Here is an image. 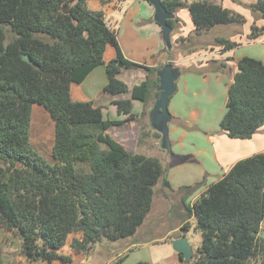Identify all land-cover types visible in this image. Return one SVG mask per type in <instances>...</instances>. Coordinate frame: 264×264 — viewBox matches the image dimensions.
<instances>
[{
    "label": "trees",
    "instance_id": "1",
    "mask_svg": "<svg viewBox=\"0 0 264 264\" xmlns=\"http://www.w3.org/2000/svg\"><path fill=\"white\" fill-rule=\"evenodd\" d=\"M88 1L0 0V225L21 236L30 262L71 260L59 253L71 235H81L70 244L80 254L103 241L133 237L152 210L157 187L172 189L159 158L131 153L107 134L137 119L133 101L147 104L160 97L159 69L127 60L117 31ZM162 2L172 14L188 8L198 36L246 22L209 0ZM245 7L264 20V0ZM177 22L168 21L172 28ZM7 27L14 36L9 42ZM262 31L254 25L251 38ZM216 44L225 52L239 46L222 37ZM108 46L116 49V58L106 64ZM104 64L109 79L104 91L129 95L113 102L125 120L106 119L102 107L72 97V85L82 84ZM140 68L147 78L132 88L119 78L122 69ZM238 69L220 127L232 139L248 140L264 127V62L243 57ZM34 105L44 107L54 121L55 162L32 144ZM203 184L181 190L191 196ZM186 210L197 217L203 234L192 264H264V153L237 162ZM189 227L187 222L182 229ZM124 261L120 257L111 264Z\"/></svg>",
    "mask_w": 264,
    "mask_h": 264
},
{
    "label": "crops",
    "instance_id": "2",
    "mask_svg": "<svg viewBox=\"0 0 264 264\" xmlns=\"http://www.w3.org/2000/svg\"><path fill=\"white\" fill-rule=\"evenodd\" d=\"M105 1L106 2L103 3L102 0H89L88 7L93 11H103L105 13L107 23L118 33L119 42L127 60L147 67L158 68L159 70L168 62H173L174 66L180 68V70H182V66L184 65H197L199 68H204L209 65L212 66V70L215 72L205 76L190 75L187 77H183L182 73L177 81V90L169 100V111L172 114L170 125L176 121L188 120V115L190 114L191 117L195 118V123H198L196 125L200 128V135L195 137L197 143L190 152L181 151V147L185 144L187 135L184 134L181 137V130L178 127H174V129H172L173 131L170 132V137L172 139V154L178 157L185 156V158L192 156L194 162L184 163L167 172V178L172 189L164 188L160 185L158 186L156 192L162 195L161 198L164 199V201L161 202V200L158 199V202H156L157 200L154 199L152 210L137 233L131 238L120 241L125 243L124 248L122 249L121 246L117 244L116 247H119V249H116V251L111 252L109 256L105 257L104 262L92 252V249L97 248V245L85 254L74 252L70 248V244L74 238H80L81 235H71V241L69 242L68 240L67 246L59 251L60 254L71 257V260L66 263L62 260H56L50 264H111L120 257L125 259L124 264H137L138 262L161 264L170 258L177 257L176 255L180 257L179 253L172 245V241L178 239L177 237L175 238L174 235L179 233L187 222L190 223L191 217L187 218L188 212L186 210V205H193L194 201L203 193L201 192L202 189L206 191L207 188H199L198 191L191 196H187L186 193L179 195L178 190L192 186L194 183H200L204 177L208 176L210 178L215 173L218 174L217 176L220 180L237 162L255 154L264 153V127L261 128L252 139H232L220 130V122L223 117L208 121L205 120L203 116L205 111L212 107L216 97L220 93L223 92L224 97L228 99L229 89L234 82V77L239 71L238 61L240 59L243 57H251L264 62V34L253 41L248 38L255 24L257 27H264V20H255L252 12L245 7V5H249L257 0H238V2L235 0H209L211 2L220 3L224 8L235 11L246 18V23L241 28L242 32H237L234 26L228 25L227 27L224 25L225 27H223L224 29L229 27L232 28V32L224 30L226 32L225 35L229 36L223 38L238 43L239 46L230 51H223V47L216 44V40L220 38V36L217 37L220 34H216L211 42L198 41L196 44L194 43V46L187 49L191 50L192 53L184 55L179 54L181 50H184L182 49V45L184 44L183 40L195 34L196 26L189 9L182 8L175 14V18L178 19V22L176 27L172 28L173 30L171 33V40L173 43L171 50L173 51L176 49L177 53L170 55L168 54V50H166L167 47H165L166 44L163 40L162 27L155 21V8L149 1ZM182 1L190 4L197 0ZM204 33L206 32L201 34ZM110 47L114 49V52L107 57ZM150 57L153 58L154 64L149 63ZM115 58L116 49L113 46H108L104 56L105 63L107 64ZM106 64L93 70L82 84L73 85L87 87L89 79L96 76V79L93 81V86L95 87L91 90L92 94L87 96L84 93L87 92L85 88L80 94L85 96V101H92L95 106L102 107L106 119L125 120V115H118L117 107L107 104H112L115 100L126 99L129 95L114 97L107 94L105 91L102 92L109 82L108 75L106 76L104 70V68L106 69ZM125 70L126 69H122L121 75ZM126 71H133L136 73L135 75L129 74L127 82L130 83L125 82L130 88L143 82L148 75L147 71L141 68L129 69ZM105 78L107 79L105 80ZM99 82L100 84H98ZM73 85L72 97L75 101H80V99L76 100L73 96ZM98 86H104V88L97 90ZM156 100H154L153 103L151 101L147 104L144 103V109L140 101H133L134 113L137 115V119L129 121L124 125L113 127L107 131V134H110L131 153H138V148H132V150H130L126 144L129 139L133 140L134 143H137L138 140L140 141V131L144 132L143 139H152L156 144L157 132L150 125V106L154 105ZM35 107H38V110L46 114L47 110L44 107L41 109L40 107L42 106L39 105H34L33 113ZM204 108L206 110L202 111ZM144 113H147L145 117L148 116L147 123L143 122L145 120L143 116ZM147 127L149 129H147ZM116 128H118L119 131L111 134ZM201 132H204L206 135L200 137ZM173 148L176 151H173ZM177 149L180 151H177ZM211 182L215 183L217 181L210 179L208 185H210ZM167 200L171 206L165 203ZM170 208L174 210V215L176 214L178 216H173L172 223H169V217L171 215ZM175 217L177 219L174 221ZM263 236L264 223L262 225V237ZM179 238H181V236ZM105 245L107 247H115L114 244L107 242H105ZM148 246L152 247V249L149 250L147 248ZM155 247H165V249L161 251V248ZM157 249L159 251H157ZM15 261L18 262L17 264H44L47 262H30L27 256L22 252ZM13 262L14 261L10 259L8 264H13Z\"/></svg>",
    "mask_w": 264,
    "mask_h": 264
},
{
    "label": "rangeland",
    "instance_id": "3",
    "mask_svg": "<svg viewBox=\"0 0 264 264\" xmlns=\"http://www.w3.org/2000/svg\"><path fill=\"white\" fill-rule=\"evenodd\" d=\"M184 8H186V7H184ZM254 18H255V20H257L256 17H254ZM245 20H246V18H245ZM245 23L243 25L234 24V25H229V26H234V28L237 32H240V31L242 32L241 28L245 25ZM225 26L228 27V25H225ZM225 26L223 25V26L217 27L215 30L207 31L206 33L201 34L199 36H197L195 34H192V36H190V37L188 36V38H186V40L184 41V45H182V47H183L182 49H184V50H181V53H179V54L187 55V54L192 53L191 50H187V49L194 46V43L196 44V42H198V41L211 42V40L213 39V37L216 34H220L217 37H219V36L220 37L222 36V38L228 37L229 35H225L226 32L224 30L232 32V28L229 27L227 29H224L223 27H225ZM258 28H260V27H258ZM263 28H260V29H263ZM6 29L8 32V42H9L13 39L14 36L8 27ZM162 31H163V28H162ZM251 34H252V32H251ZM251 34L248 36V38L252 41L256 40V39L251 38ZM262 34H264V31L261 32V35ZM217 45L221 46L219 44H217ZM165 47H167L166 50H168V54L173 55V54L177 53L176 49H174L173 51L171 50L173 47V43H172L171 49H169L167 45ZM185 50H187L188 52ZM112 52H114V49L110 47L109 51L107 53V57ZM149 63H153V64L155 63L153 61L152 57L149 58ZM102 66H104V65H100L97 68H100ZM104 70H105L106 76H107V71L105 68H104ZM126 70H129V69H126ZM126 70L120 76V79H122L126 83H130V82H127V78L129 76V74L135 75L136 73L133 71L127 72ZM134 71H136V70H134ZM181 71L183 73V77H187L190 75L191 76H205V75H208L209 73L215 72L214 70H212V66H209V65L204 67V68H199V67H197V65H192V66L184 65V66H182ZM95 79H96V76L91 77V79H89V83H88L87 87L86 86L81 87L80 85H73V96H74V98L76 100L80 99V101H85L86 100L85 96L83 94L81 95L80 92L81 91L83 92V89L85 88L87 90V92H84V93L87 96L91 95L92 94L91 90H92V88L95 87V86H93V81ZM106 79L107 78H105V80ZM103 80H104V78H103ZM229 81H230V79H229ZM98 84H100V82ZM103 88H104V86H101V87L98 86L97 90L103 89ZM102 92H104V90ZM183 92H184V89H183ZM101 96H103V95H101ZM153 100H156V98L155 99L153 98ZM151 102L153 103V101H151ZM95 103H97V102H95ZM141 104H142L143 109H144L145 104L143 102H141ZM226 104H227V98L224 97V93L222 92L216 97V100L213 103L212 107L208 108L207 110L205 108L202 110V111L206 110L205 113L203 114L204 119L210 121L212 119L216 120L219 117L220 118L223 117V115H225V113L227 111ZM107 105H111V106L116 107V105L114 103H112V104L108 103ZM40 108L42 109L43 107H40ZM118 115L121 116L120 113H118ZM122 116H124V115H122ZM144 119L145 120L143 122L147 123L148 116L144 117ZM182 119H184V118H182ZM194 119L195 118L191 117V115L189 114L188 120L176 121V122H173L171 125H169L170 129H171L170 132L173 131L172 129H174V127H178L181 130V137L184 134L187 135V137L185 139V144L181 147V151H189L190 152V150L193 149L197 143L195 140V137L200 135V128L198 127V125H196L198 123H195ZM178 124H181V125H178ZM147 129H149V128L147 127ZM117 131H119L118 128L114 129L111 132V134H114ZM143 133H144L143 131L142 132L140 131L139 136H141V138H140V141L138 140L137 143H134L133 140L129 139V141L126 144L127 147L130 150H132V148H136V149L138 148L137 151L140 154H143V155H146L149 157L159 158L162 162L163 167L167 170V172H169L174 167L183 165L184 163H193L194 162V158L192 156H188L186 158H185V156L184 157L183 156L178 157V156L172 154V149H171V151L164 150L162 147V144L160 142L161 138L158 135H157V141L155 144L152 139H148V138H146V140H145V138L143 139V137H144ZM203 135H206V134L204 132H201L200 137H202ZM109 136L112 137L110 134H109ZM170 140H172L171 137H170ZM31 141H32V144L34 145V147L40 153H42L48 160L55 162L54 157H53V150H54V145H55V124H54V121L52 120L50 114L47 111L45 114L43 111L38 110V107H35V111L33 113ZM171 144H172V142H171ZM173 151H176V150H174V148H173ZM177 151H180V150L177 149ZM217 175L218 174L215 173L210 178L208 176L204 177V179L202 181H200V183L205 181V184H203L200 188L204 187L206 189L207 186L209 187L208 182L210 179H214V181L218 182L219 177ZM212 183L213 182H211L210 185H212ZM195 184H197V183H194L193 185H195ZM197 191L198 190H196L194 193H196ZM201 192L204 193L205 191L202 189ZM184 193L185 192H183L182 190H178L179 195H182ZM203 193H201V194H203ZM161 197H162V195L157 192L156 197H155V199L157 200L156 202H158V199H160L161 202H163L164 199H162ZM165 203L169 204V206H171V204L169 203L168 200L165 201ZM170 209H171V211H170L171 215L169 217V219H170L169 223H172L173 222L172 221L173 216H176V217H178V216L176 214L174 215V210L172 208H170ZM176 217H175L174 221L177 219ZM188 217H191L190 227L186 230H183V229L180 230V232L175 234L174 237L175 238L176 237L179 238L178 236L186 237L188 239L190 246L195 251L203 242V234L197 228V224H198L197 217L195 215H193V216L188 215L187 218ZM70 241H71V237H69V242ZM103 242L104 243L100 242V243L96 244L97 248L92 249L93 254L96 255L98 258L100 257L103 262H104L105 257L109 256L111 252H114V251H116V249H119V247H116L117 244L119 246H121L122 249L124 248V245H125L124 242H115V243H111V244H114L115 247H107L105 245V242H107V241H103ZM107 243H110V242H107ZM147 248L149 250L152 249V247H150V246H148ZM155 248H161V251H163L165 249V247H155ZM157 251H159V250L157 249ZM21 252H22L21 236H19L17 233H14V232H11V231L4 229L0 225V263H8V261L11 259L14 261L13 264H17L18 262L15 260L21 254ZM176 256L177 257L170 258L169 260H167L166 262L161 263V264H178V263L184 264L180 260V257L178 255H176ZM64 262L66 263L68 261H64ZM44 264H50V263L45 262Z\"/></svg>",
    "mask_w": 264,
    "mask_h": 264
},
{
    "label": "water",
    "instance_id": "4",
    "mask_svg": "<svg viewBox=\"0 0 264 264\" xmlns=\"http://www.w3.org/2000/svg\"><path fill=\"white\" fill-rule=\"evenodd\" d=\"M149 3L155 8V21L163 28V40L169 49L172 47L171 33L172 27L168 21L175 18V14L170 13L164 6L162 0H149ZM23 60L33 63L28 55L23 56ZM160 85L158 91L160 97L155 101L153 109L150 111V125L161 134V144L164 150L171 151L172 144L170 140V123L172 114L169 111V100L177 90V81L182 72L180 68L175 67L173 62H168L158 71ZM174 249L182 253L186 264H192L194 249L190 246L186 237H181L172 241Z\"/></svg>",
    "mask_w": 264,
    "mask_h": 264
},
{
    "label": "clouds",
    "instance_id": "5",
    "mask_svg": "<svg viewBox=\"0 0 264 264\" xmlns=\"http://www.w3.org/2000/svg\"><path fill=\"white\" fill-rule=\"evenodd\" d=\"M147 1V0H146Z\"/></svg>",
    "mask_w": 264,
    "mask_h": 264
}]
</instances>
